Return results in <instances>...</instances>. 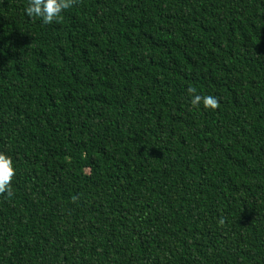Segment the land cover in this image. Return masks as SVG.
Returning a JSON list of instances; mask_svg holds the SVG:
<instances>
[{
  "label": "trees",
  "instance_id": "obj_1",
  "mask_svg": "<svg viewBox=\"0 0 264 264\" xmlns=\"http://www.w3.org/2000/svg\"><path fill=\"white\" fill-rule=\"evenodd\" d=\"M28 4L0 0V264H264V0Z\"/></svg>",
  "mask_w": 264,
  "mask_h": 264
},
{
  "label": "clouds",
  "instance_id": "obj_2",
  "mask_svg": "<svg viewBox=\"0 0 264 264\" xmlns=\"http://www.w3.org/2000/svg\"><path fill=\"white\" fill-rule=\"evenodd\" d=\"M76 0H29L28 7L25 9L28 17H39L45 24L56 21L62 11L69 9ZM189 94H195L196 89L190 87ZM191 103L194 107H198L201 103L205 109L216 110L219 105L218 98L212 95H193ZM16 175V171L11 157L4 153H0V195L7 194L8 197L13 195L11 182ZM223 225L224 220L219 221Z\"/></svg>",
  "mask_w": 264,
  "mask_h": 264
}]
</instances>
